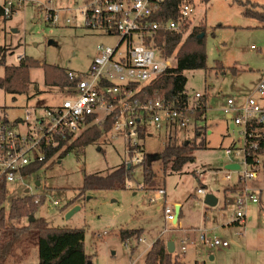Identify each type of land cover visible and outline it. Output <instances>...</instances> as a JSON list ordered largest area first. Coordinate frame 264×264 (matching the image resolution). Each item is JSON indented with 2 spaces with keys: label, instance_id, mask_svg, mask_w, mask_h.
I'll list each match as a JSON object with an SVG mask.
<instances>
[{
  "label": "rangeland",
  "instance_id": "374dc122",
  "mask_svg": "<svg viewBox=\"0 0 264 264\" xmlns=\"http://www.w3.org/2000/svg\"><path fill=\"white\" fill-rule=\"evenodd\" d=\"M249 1L264 4V0ZM193 3V22L205 25L206 68L185 70L184 88L189 97L200 93L205 111L185 127L163 124L148 128L151 135H146L140 144L142 153L155 156L150 164L154 173L151 184L144 182L143 165H136L125 188L79 193L85 174H105L129 160L125 138L112 133L88 144L83 151L73 148L36 172L5 184V209L12 198L24 194L43 196L44 201L32 217H42L52 227L83 228L84 251L91 257V264H144L145 254L156 238L165 244L172 241L173 256L184 264H264V164L256 177L242 179L257 201L246 200L242 222L232 224L236 219L233 201L238 195L225 188L237 182L245 167L241 153L227 155L225 149L241 148L244 140L242 127L224 112L227 99H231L234 107L229 112L234 115L256 85L264 81V20L245 16L236 0ZM83 5L84 0H24L10 17L4 19L1 15L0 46L6 48L5 63L18 64L26 55L85 73L96 46L112 45L114 38L85 27L77 9ZM42 8L57 10L58 21L47 22ZM68 16L73 17L70 23L65 22ZM175 53L176 49L171 54L174 65ZM29 75L31 85L24 94L13 95L0 89V115L12 120L23 116L26 107L55 105L70 96L66 88L45 85L42 68H31ZM260 103L264 104V99ZM169 137L176 143L188 141L197 147L192 152L193 161L180 171L164 170L157 156ZM237 162L238 169L225 168ZM196 171L201 172V178L196 177ZM227 172L230 179L225 178ZM198 187L203 188V194H197ZM158 188L165 189V198H157ZM207 194L216 200L214 206L204 203ZM165 203L180 207V217L175 222L165 220ZM75 206L78 208L66 216ZM11 222L24 225L28 219L25 215ZM126 229L141 232L122 240L120 231ZM201 234L226 241L227 245L210 246L200 240ZM181 239H185L184 251L180 250ZM26 264H37L36 248H30Z\"/></svg>",
  "mask_w": 264,
  "mask_h": 264
},
{
  "label": "built area",
  "instance_id": "2783aa9c",
  "mask_svg": "<svg viewBox=\"0 0 264 264\" xmlns=\"http://www.w3.org/2000/svg\"><path fill=\"white\" fill-rule=\"evenodd\" d=\"M23 1L4 0L0 6L4 17H10ZM164 1L84 0V5L77 7L84 17L85 27L114 38L113 44L96 46V54L85 73L66 70L71 84L59 87L66 88L70 96L60 103L26 107L23 116L12 120L0 115V179L10 182L36 172L26 173L37 164L58 160L82 132L91 127L102 129L109 119L112 120L110 128L103 135L112 133L114 137L125 138L129 160L124 163L138 164L147 155L142 153L140 141L151 135L150 126L185 127L193 120L189 112L196 107L200 93L189 97L190 104L184 107L146 93L147 87L175 66L174 57L165 53V32L181 33L184 37L195 25L193 2L180 3L176 17L162 18L159 11ZM42 10L47 22L58 21L57 10ZM72 18L66 17L65 22L70 23ZM263 99L264 81H261L234 115L229 112L234 107L233 101L227 99L226 102L228 108L224 112L234 124L242 127L243 147L225 149L227 155L242 154L245 171L239 179L254 178L261 170L260 157L250 161L247 158L264 133V104L260 103ZM236 164L239 168V162ZM196 177L201 178V172L196 171ZM225 178L230 179V173L227 172ZM196 192L204 193L202 187ZM156 193L160 198L165 191L159 188ZM237 195L233 201L236 206L233 221L240 224L245 201L256 202L257 199L246 186ZM163 213L165 220L174 222L175 207L165 203ZM200 240L210 246L227 245L226 241L216 237L211 240L204 234L200 235ZM180 242V250L184 251L185 239Z\"/></svg>",
  "mask_w": 264,
  "mask_h": 264
},
{
  "label": "trees",
  "instance_id": "16d2710c",
  "mask_svg": "<svg viewBox=\"0 0 264 264\" xmlns=\"http://www.w3.org/2000/svg\"><path fill=\"white\" fill-rule=\"evenodd\" d=\"M184 1L193 2L194 0H165L161 5L159 16L162 18L176 17L178 5ZM208 2L209 0H201ZM243 7L242 13L245 16L264 20V4H258L249 0H236ZM15 10H13V13ZM12 13V14H13ZM2 8L0 7V16ZM7 17H4L6 19ZM201 22L195 24L186 36L177 32H165V53L170 56L176 49V64L157 78L149 87L146 93L148 95H159L165 100L174 101L177 106L184 107L190 104L189 96L185 92L186 77L185 70L205 69L206 53L204 51L205 25ZM6 48L0 46V68L3 67V75L0 76V89L9 94H24L31 85L30 69L40 67L43 70L44 84L47 86H66L71 84L66 74V70L57 65L47 64L44 61L34 59L31 56H23L18 64H6ZM233 69V68H232ZM235 70V68H234ZM156 91V92H155ZM195 108L189 114L193 119H200L205 111V102L201 97L195 102ZM112 120H108L102 129L91 127L82 132L72 146L68 147L62 154L64 155L71 149L77 152L83 151V148L90 143L96 142L103 135V132L110 128ZM264 129V128H263ZM198 134V129L195 128ZM143 138L144 135L140 134ZM203 144L204 141L200 140ZM197 147L188 141L176 143L175 139L168 138L163 149L158 153V159L163 165V169L171 171H180L182 167L192 162L194 157L192 152ZM251 156L248 161L254 157H260L264 164V133L258 137L257 148L250 151ZM151 156V155H150ZM155 156H151V160ZM43 163L28 169L26 173H31L40 169ZM151 164V163H150ZM150 164H147V155L141 163L130 165H121L109 170L105 174L90 173L83 176L82 186L79 193L93 189H115L125 188L126 180L132 176L133 167L143 165V179L146 184H151L154 179ZM6 182L0 179V264H24L30 256V248H36L37 264H91V257L84 251V229L79 227L68 228L52 227L47 225L42 217H33L34 219L24 225H15L11 221L27 216V219L36 212L39 205L44 201L43 196L24 194L12 198L5 209L4 201L6 198ZM244 183L238 179L232 185H228L226 191L239 193L243 190ZM37 199V202H35ZM180 217V209L178 218ZM232 223L238 224L233 221ZM140 229L121 230L122 240L131 235H140ZM144 264H184L182 260L177 259L172 253L166 251V244L162 239L156 238L150 245L144 257Z\"/></svg>",
  "mask_w": 264,
  "mask_h": 264
},
{
  "label": "water",
  "instance_id": "95a60500",
  "mask_svg": "<svg viewBox=\"0 0 264 264\" xmlns=\"http://www.w3.org/2000/svg\"><path fill=\"white\" fill-rule=\"evenodd\" d=\"M201 36H203V33H201ZM36 88V87H35ZM158 156V154H157ZM151 156L147 154V164L149 165L151 163ZM130 167V164L128 163L127 164V168ZM225 168L228 169V170H236L238 169V165L235 164V163H229V164H226L225 165ZM38 184V182H37ZM28 190L26 189L25 192H27ZM204 203L207 205V206H214L216 204V200L214 199V197L211 195V194H207L204 198ZM78 207L75 206L74 208H72L66 216L70 215L74 210H76ZM178 213H179V206H176L175 207V219H174V222L175 220L178 218ZM34 218L31 216L28 218V222L33 220ZM166 251L168 253H172L174 251V244L172 241H168L166 242Z\"/></svg>",
  "mask_w": 264,
  "mask_h": 264
},
{
  "label": "crops",
  "instance_id": "0c3cea01",
  "mask_svg": "<svg viewBox=\"0 0 264 264\" xmlns=\"http://www.w3.org/2000/svg\"><path fill=\"white\" fill-rule=\"evenodd\" d=\"M227 116V115H226ZM228 117V116H227ZM170 138V137H169ZM159 189V188H158ZM164 189V188H163ZM164 191H165V189H164ZM165 195H166V193L164 194V196L162 197V198H165ZM179 209H180V207H179ZM233 222V221H232ZM231 222V223H232ZM232 224H234V223H232ZM246 237H248V236H246ZM28 262V260L24 263V264H26Z\"/></svg>",
  "mask_w": 264,
  "mask_h": 264
}]
</instances>
